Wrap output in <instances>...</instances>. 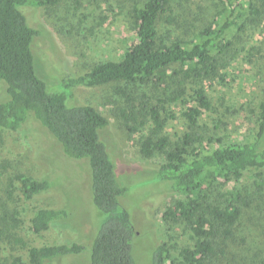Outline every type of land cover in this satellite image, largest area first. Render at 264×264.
<instances>
[{"label":"trees","instance_id":"trees-1","mask_svg":"<svg viewBox=\"0 0 264 264\" xmlns=\"http://www.w3.org/2000/svg\"><path fill=\"white\" fill-rule=\"evenodd\" d=\"M61 1L0 0V145L3 131L21 132L33 120L64 155L88 161L93 204L106 214L92 240L89 264H134V227L119 203L127 188L118 182L101 141L109 120L92 104L69 106L67 100L77 87L117 84L115 91L124 100L117 116L119 131L129 140L136 137L142 159H163L160 178L182 196L166 206L161 219L182 224L189 232L190 244L179 248L177 258L171 254L175 245L163 242L154 250L151 264H264V242L258 240V231L264 237V79L251 108V130L244 138H227L222 118L212 129L202 120L206 113L216 112L206 87L224 83L232 63L252 66L264 58V0H217L215 20L193 25L196 31L189 40L181 33L171 34L190 23L186 14L192 15L194 1H135L128 12L133 40L119 61L99 62L82 75L49 84L34 55L39 31L19 8L53 10ZM72 1L78 5L79 0ZM160 24L174 30L168 28L161 36ZM249 25L260 38L257 47L250 45L251 36H243L245 41L241 36ZM58 84L60 91L48 90ZM172 107L185 121V131L174 142L163 132L176 118ZM222 125L224 131L218 133ZM51 186L48 179L21 173L8 178L0 197V264H62L60 258L84 251L80 243L70 242L29 248L22 256L20 250L28 247L18 232L22 225L39 235L67 216L63 209L41 207L24 222L20 201H32Z\"/></svg>","mask_w":264,"mask_h":264},{"label":"rangeland","instance_id":"rangeland-1","mask_svg":"<svg viewBox=\"0 0 264 264\" xmlns=\"http://www.w3.org/2000/svg\"><path fill=\"white\" fill-rule=\"evenodd\" d=\"M135 1L142 0H79L77 6L72 0H62L56 8L47 11L30 6L20 7L28 24L39 31L34 43V55L42 77L52 84L57 80L82 75L93 64L119 61L133 40L128 12ZM193 1L196 6L190 9L192 15L189 12L186 14L190 23H183L177 29L179 31H173L172 36L181 33L189 40L196 31L193 25L199 27L204 21L215 20L214 15L219 6L215 9L213 5L217 0H191L190 3ZM188 4L183 3V6ZM168 28L174 30L168 25L164 29L160 24V35L165 32V36ZM246 35L252 38L251 46H256L260 41L253 25H249L241 36ZM255 62L252 66L242 61L232 63L224 83L206 87L216 112L206 113L202 120L212 129L222 118L227 124V138L241 139L251 130V108L258 100L259 88L264 79V58ZM58 85L56 89L48 90L60 91ZM118 86L77 87L67 104H92L109 120V125L101 131V141L115 165L118 182L127 188L119 203L129 213L134 227L131 240L134 264H151L154 250L163 242L168 246L175 245L171 254L177 258L179 248L190 244L189 232L183 229L182 224L164 223L161 214L166 206L182 196L173 191L171 182L160 178L163 159L160 156L152 160L142 159L136 147V137L129 140L126 134L119 131L117 116L119 109L124 106V100L115 91ZM63 91L70 93V90ZM226 107L229 108L228 115ZM172 110L176 118L168 123L163 132L174 142L185 131V121L178 108L172 107ZM221 131H224L223 125L218 133ZM2 139L0 197L4 196L8 178L13 174L48 179L52 186L47 193L32 201H20L24 222L35 209L41 207L54 206L65 210L67 214L66 218L57 221L55 227L39 235L28 232L23 223L18 232L28 247L20 250L22 256L27 255L29 248L78 242L83 245L84 251L77 256L60 258L62 264H89L92 240L105 221L106 214L93 204L88 161L74 160L64 155L60 145L46 129L33 120L21 132L3 131ZM242 225L247 226L244 222ZM258 240L264 242L259 231Z\"/></svg>","mask_w":264,"mask_h":264}]
</instances>
